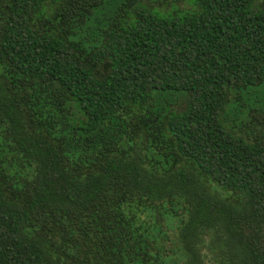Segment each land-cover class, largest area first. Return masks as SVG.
<instances>
[{
    "label": "trees",
    "instance_id": "obj_1",
    "mask_svg": "<svg viewBox=\"0 0 264 264\" xmlns=\"http://www.w3.org/2000/svg\"><path fill=\"white\" fill-rule=\"evenodd\" d=\"M0 264H264V0H0Z\"/></svg>",
    "mask_w": 264,
    "mask_h": 264
}]
</instances>
